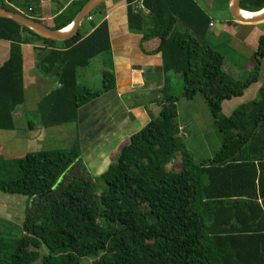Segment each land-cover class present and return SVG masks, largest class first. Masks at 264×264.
<instances>
[{
    "label": "trees",
    "instance_id": "16d2710c",
    "mask_svg": "<svg viewBox=\"0 0 264 264\" xmlns=\"http://www.w3.org/2000/svg\"><path fill=\"white\" fill-rule=\"evenodd\" d=\"M86 1H74L72 15H58L55 20H63L56 21L54 30L69 25ZM123 1L131 29L143 30L149 18L142 39L158 40L163 72L181 84L169 93L165 82L167 93L157 100L156 118L129 136L97 180L69 170L83 152L78 138L69 148L28 152L17 159L13 177L0 179V193L26 198L27 207L17 239L0 232V264H80L89 256L96 257L92 264H264V86L228 115L221 109L224 101L241 97L258 81L264 35L250 58L253 68L237 79L221 69L222 53L205 42L210 18L194 0ZM137 1L141 9L134 12L131 4ZM263 8L264 0L240 1L241 10ZM22 33L40 38L0 17V39L12 46L0 68V130L14 129L12 112L22 102ZM50 43L62 47L42 60L46 70L61 61L58 86L37 105L45 128L77 122L79 108L114 88L111 72H102L97 90L76 79L79 69L109 50L105 21L88 34L80 26L69 39ZM197 95L222 133L219 149L204 161L186 149L177 123L176 102ZM27 127L32 129L30 123ZM176 153L179 171L170 174L167 165ZM98 183L103 189L96 194Z\"/></svg>",
    "mask_w": 264,
    "mask_h": 264
},
{
    "label": "crops",
    "instance_id": "0c3cea01",
    "mask_svg": "<svg viewBox=\"0 0 264 264\" xmlns=\"http://www.w3.org/2000/svg\"><path fill=\"white\" fill-rule=\"evenodd\" d=\"M25 1L26 5L22 9L20 0L11 2L0 0V8L6 9L4 7L6 6L15 9L18 13L22 12L23 15L31 17L51 30H54L56 21L63 20L60 18L55 20L58 15L61 13L72 15L77 11V5L74 2L77 0ZM204 1L208 2V0ZM194 2L199 6L198 0ZM102 4L101 9L96 13V19L90 18L88 21H92L93 28L103 21L106 22L109 50L92 58L87 67L79 69L76 79L79 84V79L83 75L82 80L87 84L90 82L92 71L95 70L100 79L94 89H98L101 87L102 72H111L114 77V88L79 108L77 122L50 128L41 126L37 105L58 86L57 72L61 64L58 59L50 70H46L42 66V60L50 51L60 50L62 46L52 44L50 40V42L41 41L40 38L27 33L20 35L21 40L18 46L21 55L22 102L15 106L12 112L14 129L0 130V174H3L4 166L14 164L15 168L17 159L28 152L69 148L78 138L83 152L80 160L69 170L72 171L73 167H77L86 176L97 175L104 166L112 162L111 159L115 157L114 161L116 160L120 147L128 141L131 134L145 126L150 119L156 118L160 108L157 100L162 98L165 82L167 81L170 86L169 93L172 92V87L179 86L176 81L177 76L163 72L161 54L156 50L158 40L142 39L143 34L150 28L149 18H146V26L143 30L136 31L128 25V6L123 0H107ZM131 6L134 12L141 9V3L138 1ZM85 21L87 18L83 20L81 27ZM210 22L213 26L208 28L212 29L216 23L211 19ZM232 25L236 30L234 34L227 31ZM263 25V22L240 24L230 21L221 24L220 31L225 32L231 46L239 47L240 45L248 51L251 58L256 49L258 37L264 35ZM68 26L59 30H64ZM93 28L86 26L82 28V31L88 34ZM11 47L9 41L0 39V68L10 58ZM97 57H99L97 63L91 70L90 62ZM261 63L264 67V60ZM221 69L230 75L225 70V61ZM230 76L237 79L240 77L234 74ZM260 79H264V70L259 67L258 81L246 89L243 95L252 86L258 84L252 93V96H256L261 87ZM239 99L241 97L224 101L221 105L222 113L228 115L233 104H236ZM224 103L230 106L224 108ZM176 112L179 133L181 136L184 134L186 144H190V147L186 149L194 152L197 158H211L221 145L222 133L213 125V119L200 95L189 100L177 101ZM28 123L32 125V129L27 127ZM193 144H195L194 149H192ZM203 146L206 147L202 148ZM197 149L200 156L204 157L197 156L195 152ZM205 149H208V152ZM98 168H101V171H96ZM13 172L15 173L16 169ZM10 198L12 197L0 196V218H5L8 224L18 225V221L22 219L26 211L27 199L18 195L13 196V200H8Z\"/></svg>",
    "mask_w": 264,
    "mask_h": 264
},
{
    "label": "rangeland",
    "instance_id": "374dc122",
    "mask_svg": "<svg viewBox=\"0 0 264 264\" xmlns=\"http://www.w3.org/2000/svg\"><path fill=\"white\" fill-rule=\"evenodd\" d=\"M23 2H21V8L23 9L25 7L26 4H22ZM198 4L199 7L204 9L205 12L208 14V16L210 17L211 21H213L214 23H219L221 24H226L227 22L232 21V18L229 14L228 11V1L227 0H208V2L204 1V0H198ZM206 4V6H205ZM22 14V12H21ZM25 14V13H24ZM97 14L92 13L91 14V19L95 20L96 19ZM264 23V21H263ZM88 24V20L85 21L82 24L81 28H85L86 26L88 28H90V26L87 25ZM179 28V27H177ZM262 28L264 29V25L262 26ZM180 29V28H179ZM241 30H243V28H241ZM228 32H230L231 34L236 33L235 30V26L232 25L231 27L229 26V28L227 29ZM144 35V34H143ZM205 42L212 47L213 49H215L216 51L222 53L224 60L225 61V70L228 71L230 73V75L234 74L243 78L246 76V74H248V72L251 71V69L253 68V62L252 60L249 58V54L248 51L241 47L239 45V47H234L233 45L231 46L230 43H228V39L225 35V32H222L220 30H216L215 28L209 29L207 36L205 38ZM99 57H97L96 59H94L92 62H90V68L91 70H93V67L96 65L97 60ZM227 65V68H226ZM239 66V67H237ZM260 68L262 70H264L263 67V63H261ZM81 71V70H80ZM238 71V72H237ZM232 73V74H231ZM83 75H81V78L79 79V85L84 86L91 89V90H97L94 89L96 86V83H98V80L100 79L99 76H97V73L94 71H92V76L90 77V82H84L82 80ZM179 83V86L181 84V81L179 78H177L176 80ZM261 82L260 86H264V79H260ZM258 85V84H256ZM256 85L252 86L249 91L245 94L241 96V99L238 100V102L236 104H233L232 106V110L235 109L240 103H244V102H248L251 101L252 99H254V97L256 98V96H252L253 91L256 89ZM100 89V88H98ZM167 88L162 90V95L166 92ZM178 90L177 87L174 88V93H176ZM238 99V98H237ZM224 108H228L230 106V104L224 103ZM231 110V111H232ZM182 141L185 145V147H187V149L190 147V144H186V140L184 139V134L182 136ZM194 145L193 144V148L194 149ZM84 147V144H83ZM206 146H203L202 148H205ZM208 152V149H205ZM191 151V150H190ZM197 153L198 157H204V156H200V154L198 153V149L195 151ZM206 152V153H207ZM192 153V154H191ZM194 152H190V154L194 157L195 160L198 161H204V160H208L210 158L208 157H204V158H197L194 154ZM205 153V154H206ZM115 158V157H114ZM114 158L111 159V163H114ZM114 161V162H113ZM14 164H9L7 166H4V171L2 170L3 174H0V179H10L13 176V171L16 169L13 167ZM179 167H180V156L178 153L175 154V157L172 159V161H170V163L167 165V170L169 171L170 174H175L179 171ZM74 169L72 170L74 173L79 174L82 173L83 171H80L77 167H73ZM101 171V168L96 169ZM84 175V173L82 174ZM92 179L97 180V176L98 174H90ZM97 190H96V194H99V192L103 189V185L101 184H97L96 185ZM1 197H5V196H10L12 198L8 199V200H13V196L15 195H8V194H3L0 193ZM20 197V196H18ZM22 197V196H21ZM20 202V201H18ZM16 209H20L18 207H16ZM18 221V220H17ZM19 223V221H18ZM0 232L5 233L4 237L9 238V240H14L15 238L17 239V237L20 235V225H12L8 224L7 222H5V218H0ZM8 241V240H6ZM95 256H89V257H83L80 259V264H92V261L95 260ZM39 261V260H38ZM36 261L34 264H37Z\"/></svg>",
    "mask_w": 264,
    "mask_h": 264
},
{
    "label": "water",
    "instance_id": "95a60500",
    "mask_svg": "<svg viewBox=\"0 0 264 264\" xmlns=\"http://www.w3.org/2000/svg\"><path fill=\"white\" fill-rule=\"evenodd\" d=\"M107 0H87L79 11L75 14L72 22L66 28V30H51L41 23L21 14L18 12H14L11 10H7L4 8H0V17L8 18L21 26L27 28L35 35L42 39L50 40V41H65L75 35L81 23L84 19L88 18L91 11H93L100 4L106 2ZM240 1L241 0H229L228 1V11L232 18V21L240 23V24H257L264 21V11L254 17L244 18L240 14ZM88 24L91 28L94 27L91 20L88 21ZM214 28L216 30H221V26L219 23H216Z\"/></svg>",
    "mask_w": 264,
    "mask_h": 264
},
{
    "label": "bare ground",
    "instance_id": "6f19581e",
    "mask_svg": "<svg viewBox=\"0 0 264 264\" xmlns=\"http://www.w3.org/2000/svg\"><path fill=\"white\" fill-rule=\"evenodd\" d=\"M264 11V8L261 9L260 11L257 12H249V11H245V10H241L240 14L244 17V18H251L254 17L260 13H262ZM66 30V29H65Z\"/></svg>",
    "mask_w": 264,
    "mask_h": 264
},
{
    "label": "built area",
    "instance_id": "2783aa9c",
    "mask_svg": "<svg viewBox=\"0 0 264 264\" xmlns=\"http://www.w3.org/2000/svg\"><path fill=\"white\" fill-rule=\"evenodd\" d=\"M208 26L211 28L213 26V24L211 22H209Z\"/></svg>",
    "mask_w": 264,
    "mask_h": 264
}]
</instances>
